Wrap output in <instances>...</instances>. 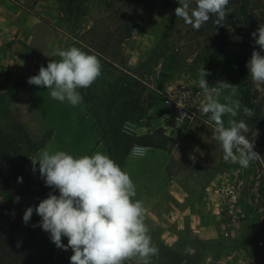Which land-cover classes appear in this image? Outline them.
Here are the masks:
<instances>
[{
	"label": "rangeland",
	"instance_id": "374dc122",
	"mask_svg": "<svg viewBox=\"0 0 264 264\" xmlns=\"http://www.w3.org/2000/svg\"><path fill=\"white\" fill-rule=\"evenodd\" d=\"M63 1L0 0V264H70L73 255L71 249L56 248L49 233L38 228L40 217L35 211L27 224L23 222L28 207L35 209L50 192L59 195L45 186L38 165L32 171V158L43 150L77 158L97 152L110 157L111 151L117 160L122 135L156 132L173 153L177 169L191 175L193 180L186 183L193 194L190 200H196V190L200 191V227L216 230L207 240H192L187 254L173 259V264H256L247 239L252 226L264 218V130L260 128L264 84L249 75L243 48L223 46L229 37L242 35L228 26V14L237 27L241 25L235 8L223 22L211 15L194 30L175 16L177 0H153L143 10L132 38L113 50L117 70L110 69L90 87L78 89L82 102L72 107L27 81L41 66L61 59L52 55L54 50L90 42L92 35L86 31L111 8L103 0ZM163 1L171 3L166 6ZM250 3L246 18L257 31L264 24V0ZM190 6L195 7V0ZM202 68L209 73L207 85L224 76L237 87L234 95L231 89L214 95L221 104L240 105L237 116L225 114L223 122L225 127L233 119L247 124L244 135L259 155L247 168L223 159L214 139L217 126L201 111L206 103L198 85ZM174 91L194 97L189 118L178 125L164 105V98ZM125 101L131 103L130 111L138 112L120 126L117 109ZM245 108L251 115L245 114ZM139 111L148 112L152 120L141 118ZM131 159L125 166L130 176L138 173L142 162ZM153 167L148 165L146 171ZM62 242L67 245V238L62 237Z\"/></svg>",
	"mask_w": 264,
	"mask_h": 264
},
{
	"label": "clouds",
	"instance_id": "9594fccd",
	"mask_svg": "<svg viewBox=\"0 0 264 264\" xmlns=\"http://www.w3.org/2000/svg\"><path fill=\"white\" fill-rule=\"evenodd\" d=\"M177 2L179 7L175 9V16L199 30L211 15L222 21L229 0H195V7L190 6L191 0ZM252 37L260 51L252 52L246 67L254 82L264 84V55H261L264 52V24L252 33ZM52 55L61 59L49 62L47 67L41 66L38 74L30 77L27 83L50 90L53 100L66 101L72 107L80 105L82 96L78 89L90 87L101 75L98 58L76 47L56 49ZM199 75L198 85L206 100L201 111L217 126L214 139L222 148L223 159L247 168L259 156L253 150L254 143L244 135L248 132L247 124L233 119L225 127L223 122L225 114L237 116L240 105L221 104L214 95L221 89H231L234 95L237 87L219 82L209 88L205 80L209 73L202 68ZM243 111L251 115L250 109ZM132 152L143 155L145 149L136 145ZM31 163L33 172L37 171L38 165L45 186L59 195L50 192L35 209L28 207L23 222L27 224L35 211L40 217L39 227L49 233L56 248L71 249L70 264H124L133 256L142 264H149L158 249L148 235L143 204L133 199L135 184L115 161L99 152L77 158L64 151L43 150L31 159ZM20 181L22 178H18ZM62 237L67 238V245L62 242Z\"/></svg>",
	"mask_w": 264,
	"mask_h": 264
},
{
	"label": "crops",
	"instance_id": "0c3cea01",
	"mask_svg": "<svg viewBox=\"0 0 264 264\" xmlns=\"http://www.w3.org/2000/svg\"><path fill=\"white\" fill-rule=\"evenodd\" d=\"M146 148L147 153L151 152L148 160H144L147 153L139 158L129 154L119 166L126 171L129 159H142L138 173L130 177H134L132 181L136 183L133 199L142 202L148 235L152 245L158 249L149 264H173V259L187 254L192 240H207L216 230L214 227H200V191L196 190L198 198L191 201L193 194L186 183L193 179L173 164L176 159L170 149ZM148 165L154 166L152 171H146ZM124 264H142V261L133 256Z\"/></svg>",
	"mask_w": 264,
	"mask_h": 264
},
{
	"label": "trees",
	"instance_id": "16d2710c",
	"mask_svg": "<svg viewBox=\"0 0 264 264\" xmlns=\"http://www.w3.org/2000/svg\"><path fill=\"white\" fill-rule=\"evenodd\" d=\"M103 1L109 4L111 11L106 16L100 17L96 26H92L88 32L86 31V35H92L91 41L88 43L80 41V43L77 42L72 45V47H76L84 52H92L98 58L102 69L101 75L96 80H99L103 75H106V73H110V69L117 70L119 64L113 61V50L121 48L125 41L132 38L133 32L139 27V18L143 10L149 8L153 0ZM59 2L63 4L65 1L59 0ZM70 2L75 3L78 2V0H71ZM170 3L164 2L163 4L169 6ZM249 6H251L250 0H229L226 6V14L234 7V13L239 18L241 25L237 27V25L232 22V14H228V26L235 28L234 32H242V35L229 37L223 45L243 48L248 53L245 57V63L251 58V54L254 50L260 51L259 46L255 45L252 37V33L256 32L254 29L255 27H253L251 22L246 18V11L249 10ZM216 19L217 17L212 15V20ZM261 55H264V52H261ZM81 93L83 94V90H81ZM126 103L127 101L117 109V117L120 126H123L127 119L138 112L135 110L130 111L131 103L128 102V106H125ZM139 116L141 118H146L148 122L152 120V117H149L148 112L145 111H139ZM260 128L263 131L264 125ZM158 136V132L142 137L122 135L121 151L117 160L113 158L111 151H109L110 158L115 161L116 164L120 165L127 158L135 145L165 150L167 144L163 139H159Z\"/></svg>",
	"mask_w": 264,
	"mask_h": 264
},
{
	"label": "built area",
	"instance_id": "2783aa9c",
	"mask_svg": "<svg viewBox=\"0 0 264 264\" xmlns=\"http://www.w3.org/2000/svg\"><path fill=\"white\" fill-rule=\"evenodd\" d=\"M219 82H226L227 83L226 77L223 76L216 84L211 83V84H208V86H209V88H213ZM224 90L225 89H221L218 93H215V94H222ZM202 91L203 90H200V98L202 96ZM193 101H194V97H193V100H192V97L190 99V98L186 97L185 95H182L180 93H177L176 91L169 93L164 98V105L171 112V115H172V117L174 119V122H175L174 124H176V125H178L177 123H180L181 124V123H183V121H185V119L189 118V111H190L191 106H193L192 105L193 104ZM184 114H186L185 117L182 116ZM143 148L145 149V152H144L143 155L134 154L132 152V149L133 148L131 149L130 154L133 157H137V158L143 157L145 155V153H147V148L146 147H143Z\"/></svg>",
	"mask_w": 264,
	"mask_h": 264
},
{
	"label": "water",
	"instance_id": "95a60500",
	"mask_svg": "<svg viewBox=\"0 0 264 264\" xmlns=\"http://www.w3.org/2000/svg\"><path fill=\"white\" fill-rule=\"evenodd\" d=\"M247 243L253 249L256 264H264V218L252 226Z\"/></svg>",
	"mask_w": 264,
	"mask_h": 264
}]
</instances>
